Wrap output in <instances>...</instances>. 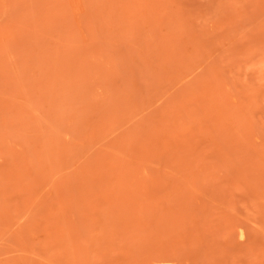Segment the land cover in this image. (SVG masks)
I'll use <instances>...</instances> for the list:
<instances>
[{"label":"rangeland","instance_id":"rangeland-1","mask_svg":"<svg viewBox=\"0 0 264 264\" xmlns=\"http://www.w3.org/2000/svg\"><path fill=\"white\" fill-rule=\"evenodd\" d=\"M0 264H264V0H0Z\"/></svg>","mask_w":264,"mask_h":264}]
</instances>
